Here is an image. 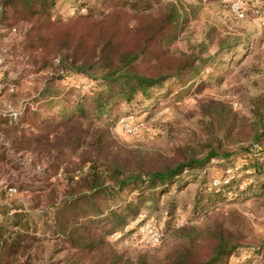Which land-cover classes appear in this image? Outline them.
<instances>
[{
  "label": "trees",
  "instance_id": "1",
  "mask_svg": "<svg viewBox=\"0 0 264 264\" xmlns=\"http://www.w3.org/2000/svg\"><path fill=\"white\" fill-rule=\"evenodd\" d=\"M55 1L0 0V26L10 30L26 25L21 31L27 61L46 76L43 87L35 89V108L27 106L16 117L0 115L1 143L13 154L32 150L53 159L84 149L58 203L48 204L36 218L22 204L0 202V264H223L243 244L242 227L229 229L216 222L203 230L180 228L161 256L134 260L107 237L142 205L156 204L174 185L183 188L210 161L231 159L238 143H244L238 152L242 160L233 168L264 178V92L251 96L245 117L223 102L206 107L200 134L189 132L168 152L136 147L123 154L114 148L108 129L113 107L120 101L129 105L138 95L147 96L165 81L196 70V55L173 59L165 47L177 36L179 7L169 0H155V5L149 0H107L106 12L61 19L52 17ZM66 72L83 74L100 87L72 98L71 88L53 85ZM6 73L0 95L15 105L30 92L20 89L19 75L9 79ZM5 148L0 147V156ZM236 173L220 189L235 184ZM49 241L53 249L43 259L37 253ZM256 251L264 255V242ZM59 252L63 256L55 258Z\"/></svg>",
  "mask_w": 264,
  "mask_h": 264
},
{
  "label": "rangeland",
  "instance_id": "2",
  "mask_svg": "<svg viewBox=\"0 0 264 264\" xmlns=\"http://www.w3.org/2000/svg\"><path fill=\"white\" fill-rule=\"evenodd\" d=\"M169 1L178 5L180 19L176 38L165 47L173 59L178 60L184 54L196 55V70L184 73L180 79L165 81L147 96L138 95L129 105L120 101L113 107L107 115L108 129L114 148L120 147L123 154L136 147L168 152L189 132L200 134L206 107L223 102L245 117L250 112L251 96L264 92V0H240L238 12L232 9L233 2L238 0ZM107 4V0H56L52 17L67 19L87 12L100 14L107 11ZM140 7L145 5L141 3ZM18 26L20 29L10 30L0 26V90L5 72L9 79L20 76V89L30 92L23 97L20 114L27 106H37L36 91L43 87L46 76L45 72H34L27 61L21 31L26 25ZM161 60H167V56ZM53 85L71 88L72 98L100 87L89 77L72 72L64 73L63 79ZM7 111L15 116L11 106ZM1 142L0 138V147L6 145V153L0 156V193L5 192L0 202L10 207L22 204L36 218L48 204L58 203L68 187L67 177L79 169L84 146L53 159L32 150L13 154ZM243 144L233 146L238 151L231 159L210 161L200 174L188 178L183 188L174 185L171 191L160 195L156 204L142 205L134 216H129L108 235V240L117 251L133 260L140 255L161 256L175 243L180 228L203 230L221 222L229 229L233 225L242 227L246 235L243 244L228 253L223 264H264V255L256 251V246L264 242L261 187L264 178L245 176L241 170L237 171L240 166L233 168V163H241L242 155L238 152ZM235 173L236 183L227 190L220 189V184L228 182ZM129 192L133 196V191ZM170 203L174 204L173 208L168 206ZM145 223L162 231L161 244H144L141 233ZM42 248L37 254L46 259L53 249L52 242L44 243ZM63 254L59 252L55 258Z\"/></svg>",
  "mask_w": 264,
  "mask_h": 264
},
{
  "label": "built area",
  "instance_id": "3",
  "mask_svg": "<svg viewBox=\"0 0 264 264\" xmlns=\"http://www.w3.org/2000/svg\"><path fill=\"white\" fill-rule=\"evenodd\" d=\"M241 7V1H235L232 4V9L236 12ZM13 114L16 116L18 111H14ZM163 233L162 231L154 228L150 223H145L143 226V232L141 233V240L145 245H159L163 241Z\"/></svg>",
  "mask_w": 264,
  "mask_h": 264
},
{
  "label": "crops",
  "instance_id": "4",
  "mask_svg": "<svg viewBox=\"0 0 264 264\" xmlns=\"http://www.w3.org/2000/svg\"><path fill=\"white\" fill-rule=\"evenodd\" d=\"M1 91V90H0ZM24 100V98H20V99H18L17 101H16V104L15 105H11L9 102H7V101H5L3 98H2V95H0V102L2 103V106L0 107V115L1 114H9L10 116H12V117H16V116H13L12 114H11V111H7V108L9 107L10 108V106H11V110H17V111H19L21 108H22V105H23V103H22V101ZM5 103L7 104V107H6V105H5ZM8 104H10L9 106H8ZM19 113V112H18ZM19 115V114H18ZM0 138H2V136H1V132H0Z\"/></svg>",
  "mask_w": 264,
  "mask_h": 264
}]
</instances>
